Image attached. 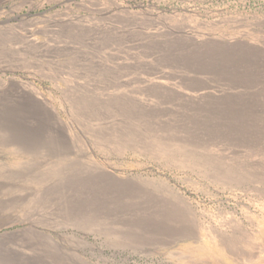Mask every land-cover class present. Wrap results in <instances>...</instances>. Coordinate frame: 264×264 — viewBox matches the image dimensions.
I'll list each match as a JSON object with an SVG mask.
<instances>
[{
	"label": "rangeland",
	"instance_id": "obj_1",
	"mask_svg": "<svg viewBox=\"0 0 264 264\" xmlns=\"http://www.w3.org/2000/svg\"><path fill=\"white\" fill-rule=\"evenodd\" d=\"M260 227L264 0H0V264H240Z\"/></svg>",
	"mask_w": 264,
	"mask_h": 264
},
{
	"label": "bare ground",
	"instance_id": "obj_2",
	"mask_svg": "<svg viewBox=\"0 0 264 264\" xmlns=\"http://www.w3.org/2000/svg\"><path fill=\"white\" fill-rule=\"evenodd\" d=\"M252 46H254V45H252ZM229 82H231V81H229ZM221 108L222 107L219 103L217 106V115H216L217 133H216V136L214 138V150H215L217 159L223 160V155H225V157H227L229 159V162H226L223 165V170H237V167L235 166V163H234V158L238 152V151L236 152V148H235L236 145H238V138H236L237 128L235 127L234 123L238 119L239 116L240 117L242 116L243 112L241 109L236 107L235 104H232L231 106H229L230 112L228 114L227 123L224 124L223 113H222ZM223 126H225V128H223ZM229 173H231V172H229ZM172 215H173V213H172ZM183 223H185V222H183ZM184 225H186V224H184ZM260 230H261V232H264V227H260ZM182 231H183V228H181L180 234L182 233ZM172 235L173 234H170V236H172ZM168 237H169V235H168ZM171 239H173V237H171ZM219 247L223 248L224 244H220ZM253 248H254V253H253L254 257L251 254H244L243 257H238L241 261L240 264H256L262 258L264 259V246L260 247V245H259L257 247L255 246Z\"/></svg>",
	"mask_w": 264,
	"mask_h": 264
}]
</instances>
